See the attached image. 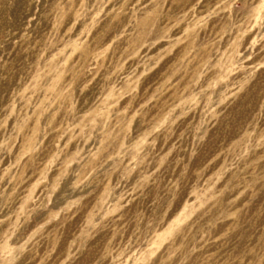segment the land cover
Returning <instances> with one entry per match:
<instances>
[{
  "label": "rangeland",
  "instance_id": "374dc122",
  "mask_svg": "<svg viewBox=\"0 0 264 264\" xmlns=\"http://www.w3.org/2000/svg\"><path fill=\"white\" fill-rule=\"evenodd\" d=\"M0 264H264V0H0Z\"/></svg>",
  "mask_w": 264,
  "mask_h": 264
}]
</instances>
